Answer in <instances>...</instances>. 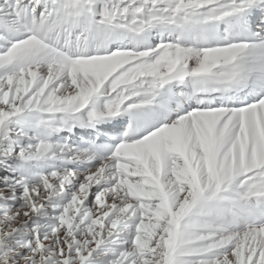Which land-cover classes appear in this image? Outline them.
<instances>
[{
    "label": "snow or ice",
    "instance_id": "6c2138e0",
    "mask_svg": "<svg viewBox=\"0 0 264 264\" xmlns=\"http://www.w3.org/2000/svg\"><path fill=\"white\" fill-rule=\"evenodd\" d=\"M0 264H264V0H0Z\"/></svg>",
    "mask_w": 264,
    "mask_h": 264
}]
</instances>
